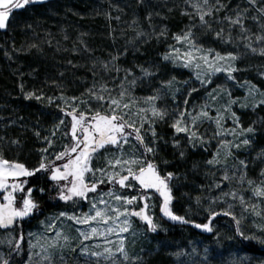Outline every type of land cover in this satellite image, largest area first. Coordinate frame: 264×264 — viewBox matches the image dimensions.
I'll return each instance as SVG.
<instances>
[{"label": "snow or ice", "instance_id": "obj_1", "mask_svg": "<svg viewBox=\"0 0 264 264\" xmlns=\"http://www.w3.org/2000/svg\"><path fill=\"white\" fill-rule=\"evenodd\" d=\"M47 3L48 0H0V31H11L12 22L18 14L29 12L36 6L44 7ZM147 3L148 0H137L138 5L146 7ZM183 3L185 7L181 15L189 17L190 23L180 33L172 35L175 43L169 44L161 54V62L171 64L174 68L190 70L192 80L179 81L176 76L161 78L158 71L141 65L136 66L141 73L137 76L132 69L121 68L117 64L120 56L126 54L117 52L116 55H110L107 61L99 62V71L108 75L113 87H109L108 80L103 76L97 79L99 72L97 64L93 63L89 68L92 85L80 97H66L63 92L56 97H46L42 91L40 94L34 91L25 94V99L55 104L61 118L48 130V135L42 137L45 146L39 150L41 157L37 166L29 168L18 160L6 158L0 151V230L4 233L0 244L9 250L7 256L0 254V264H12L15 256L25 252V244L28 264H65V250L75 253L77 249L83 264H144L142 257L129 255L126 234H136L132 228L133 218L139 220L149 233L163 230L154 222L151 211L155 206L151 203L153 197L159 200L162 219L191 225L219 239L213 222L216 217H231L235 224V238L241 244L264 245V224L257 226V231L261 233L259 236L245 235L240 228L245 213L264 220V208L261 207L264 204V170L259 173L257 180L248 177V162L239 159L237 153L251 146L250 137L255 136L256 128L252 125L244 127L236 111H233V106L252 110L264 106V90L247 80L241 83L233 75L240 71L235 66L238 54H221L214 48H206L199 42L197 35L198 32L212 33L214 40L225 45L235 40L243 43L251 53L264 56V24H260V20H264V0H246L248 7L241 8L238 5L232 9V15L226 14L219 19L218 14L226 8L222 0H183ZM249 11H255L257 15L249 17ZM249 18L259 24V34L246 27L245 21ZM115 19L119 20L120 17ZM145 21L151 32L141 29L138 18L129 25L137 38L143 37L144 42L149 37L158 41L168 39L166 27L156 31L151 12L145 16ZM213 24L219 25L218 29H214ZM26 27L31 29L32 25ZM233 29H238L236 37L232 35ZM65 39L68 37L65 36ZM45 43L51 46V40ZM79 44L81 47L72 51H91L83 39L79 40ZM29 48L40 50L37 44H31ZM68 64L74 68L80 67L71 60ZM218 74L224 75L225 84H217L209 89ZM60 75L63 76V73ZM153 78L157 82L150 94L143 97L134 94L138 84L150 82ZM193 81L199 86H193ZM229 82L232 88L226 86ZM235 88L246 89V94L234 97ZM201 90L205 102L189 107L193 94ZM221 97H226L225 103L213 107ZM169 99L172 101L171 109L166 103H161ZM213 112L215 115H212ZM229 118L231 127L226 126ZM164 123L173 130L175 149H181L178 139L181 134L190 147H199L203 151H208L215 141V151L205 164L215 170L211 173L213 177L215 172H221L222 175L219 181L214 178L209 186L210 189L218 190V195L208 197L204 223H195L172 211L175 197L171 182L176 178L175 174L167 172L162 175L155 163L159 151L157 126ZM205 123L213 127L211 135H208L207 129L200 131ZM259 123L264 127V118ZM62 128L66 129L62 136L69 143L62 145L59 151L49 152ZM34 135L41 138L39 131L34 132ZM3 139L0 137V142ZM11 143L18 145L19 141L13 140ZM184 155V151L180 150V158ZM100 158H103V164L94 167L93 161ZM257 158H264V151ZM164 163L167 164V161ZM37 174L46 176L50 182V191L55 193L50 199L84 206L87 211L81 207L79 211H62L56 217H48L47 223L41 222L44 232L28 233L26 240L24 222L43 212L33 194L39 192L43 196L45 189L29 184V179L37 177ZM225 185L228 186L227 190ZM244 191L251 193L248 200L245 199ZM128 192L135 194L128 195ZM237 203L241 208L240 218L233 211ZM196 204H201L200 197L196 198ZM215 204H224L225 207L215 210L212 207ZM57 220H67L73 225L86 227L76 228L77 238L73 242V238L65 234L63 228L56 227ZM112 237L117 239L113 240ZM215 252V248L205 247L203 256L196 264H211ZM171 255L179 261L181 257L200 254L193 248L191 253L181 249ZM233 264H248V258H240Z\"/></svg>", "mask_w": 264, "mask_h": 264}, {"label": "trees", "instance_id": "obj_2", "mask_svg": "<svg viewBox=\"0 0 264 264\" xmlns=\"http://www.w3.org/2000/svg\"><path fill=\"white\" fill-rule=\"evenodd\" d=\"M184 7L183 0H148L146 7L138 5L137 0H49L44 7L36 6L29 12L18 14L12 22L11 31H0V137L4 138L0 142V151L4 156L24 163V154H29L33 149L29 131L47 116L60 114L54 105H48L46 101L25 99L28 92L40 94L42 91L47 97L55 96L67 88L77 89L84 85V89L92 82L89 68L93 63L97 64V79L103 76L108 80V75L99 71V62L107 61L110 55H116L117 52H126L120 56L117 64L121 68H130L133 72L138 69L137 65L158 71L161 78H169L178 72L171 65L161 62V54L172 43V35L180 33L190 23L189 17L181 15ZM149 12L153 14V25L157 32L167 28V40L158 41L149 37L144 42V38H137L136 32L129 27L131 21L138 18L141 29L151 32L152 29L145 21ZM155 13L160 15L156 16ZM117 16L120 17L119 20L115 19ZM28 24L32 25L31 29L26 27ZM80 39L86 42L90 52L72 51L81 47ZM46 40H51V46L45 43ZM31 44L39 45L40 50L30 49ZM69 60L80 67H72L68 64ZM262 107L245 112L243 119L264 118ZM14 138L20 142L16 151L9 143H5ZM168 148L170 147H164L162 151L164 159L172 162L168 172L180 175V180L183 179L179 183V189L173 188L175 199L172 201V211L195 223H204L207 213L194 217L192 212L198 211V208H206L204 204L197 205L196 198L200 197L202 201L210 196L209 191L212 189L209 186L213 177L205 174V164L200 155L186 153L180 158L179 153ZM250 149L255 168L260 172L261 167H264V158H257L264 151V127L261 124L256 126ZM35 159L29 165L30 168L37 166L38 161ZM37 177L30 178L29 184L45 189L43 196L39 192L33 194L43 209L42 214L63 208L62 202L50 199L55 193L50 191L51 184L47 177L41 174H37ZM42 214L37 216L41 217ZM158 218L166 229L152 234L155 243L164 242L167 245L144 256V264H196L198 258L192 263L189 258L182 257L177 261L171 254L181 249L189 253L197 246V241H211L207 245L223 252H238L240 256L248 258V264H264V245L241 244L235 238V224L231 217H216L213 222L219 239L191 225L162 219L160 211ZM240 228L242 230L241 224ZM199 249L202 251L203 247ZM23 259L24 256L12 264H22Z\"/></svg>", "mask_w": 264, "mask_h": 264}, {"label": "rangeland", "instance_id": "obj_3", "mask_svg": "<svg viewBox=\"0 0 264 264\" xmlns=\"http://www.w3.org/2000/svg\"><path fill=\"white\" fill-rule=\"evenodd\" d=\"M222 2L226 5V8L224 11H222L218 14V19L222 18L226 14L232 15L233 14L232 9H235L238 5L241 8L248 7L246 0H222ZM256 15H257V13L255 11H249V13H248L249 17L256 16ZM245 24H246V27H248L253 33L259 34L261 32L259 24L256 23L255 21H253L251 18L247 19L245 21ZM260 24H264V20H260ZM212 27L214 29H218L219 25L213 24ZM225 27H227V26L225 25ZM197 35H198L199 42L202 43L206 48H214L216 51H219L221 54H224L226 52H233L235 54H238L239 58L235 62V66L238 69H240V71L233 73V75L241 83H243V81L247 80V81H250L252 84H255L256 86H258L261 90H264V56H260L258 54L251 53L249 50H247L243 46V43H237L235 40L233 41L232 44L225 45L219 41L214 40L212 33L198 32ZM232 35H233V37H236L238 35V29H233ZM174 43H175V41H172L171 44H174ZM169 65H171V64H169ZM172 68L178 70V72L173 73V76H176L177 80H179V81L192 80L193 74L190 70L184 69V68H174L173 66H172ZM134 73L137 76L141 75L139 68ZM129 79H131V77H129ZM165 79H167V78H165ZM156 82H157L156 79L153 78L150 82L145 81L142 84H138V87L135 89L134 94L138 97H143V96L150 94L152 91V87L156 84ZM108 83H109V87H113V83L110 79H108ZM117 83H118V81H117ZM217 84H225V78H224L223 74H218L217 77L213 78V84L209 85V89L215 87ZM91 85H92V82H90L86 86V88H84V89H83L84 85H82L81 88H77V89L67 88V89H65L66 91H63V90L59 91L53 97L59 96L61 94V92H63V94L66 97H70V96L80 97L82 95V93H84L85 90L87 88H89ZM193 86L198 87L199 85H198V83L193 81ZM226 86L228 88H232L231 82L227 83ZM183 90H186V89H183ZM245 94H246V89H244V88L233 89V96L234 97H236V96L243 97ZM178 99H180V97H178ZM225 101H226V97H221L213 105V107H219L220 105L225 103ZM204 102H205L204 93H203V90H201L200 93H194L193 94L192 98L189 101V107H191L193 104H203ZM57 103H59V101H57ZM161 103L162 104L166 103L170 109L172 107V101L170 99L167 101H163ZM53 105H54L53 107H55L57 109L56 105L55 104H53ZM262 108H264V106ZM233 111H236L237 115L240 117V123L243 124L244 127H248V126L252 125L256 128V126L260 124L259 121L261 119H259V118L252 119V120L243 119V114L247 111H252L251 108L240 109L237 106H233ZM212 115H215V112H213ZM250 115L253 116L254 114H250ZM59 118H61V113L59 115H55V116H47L45 118V120H42L41 122L37 123L36 127L29 131V133H31V137L33 139V143H32L33 149L29 152V154H24L25 156L23 157L24 158L23 162L27 167L30 168L29 165L32 163L33 159H35V158L39 162V159L41 157V152L39 150L45 146V144L43 143L42 137L45 135H48V130L51 129L58 122ZM65 124H67V119L65 120ZM226 126L227 127L232 126L230 118L228 119ZM206 129H207L208 135H211L212 131H213V127H210L209 124L205 123L201 127L200 131L204 132ZM64 130H66V129L62 128V131L57 133V138L55 139V143L53 145V148L49 149V152L59 151V150H61L62 145L69 143V141L62 136V132ZM36 131H39L41 133V138H37L34 135V132H36ZM157 133H158V138H159V140H158L159 151H158L157 155L155 156V163L159 166V169H160L162 175L167 173L168 169L172 166V162L168 161V159H164V157H163L162 151H164V147L169 146L170 148H168V149L174 150L177 153H179L180 150H183L185 155H186V153H193V154L200 155L202 157V160L204 161V164H205V161L207 159H211L212 154L215 151V146H216L215 141H213V143L209 147L208 151H203L199 147L198 148L190 147L187 144L186 140L183 139L182 134L180 137H178V139L180 140L181 149H175L173 147V130L168 126L167 123L159 124L157 126ZM229 139H230V137H229ZM250 139H252V137H250ZM13 140L18 141L19 139L14 138V139H12V141ZM12 141H5V143L6 144L9 143L10 146L12 147V149L16 151V149L18 147H20V142L18 145H16V144H12L11 143ZM250 151H251L250 147L242 148L237 153V155H238L239 159H244L248 162V171H247L248 177L253 179V180H257L259 178V173L262 170H264V167L263 168L261 167L260 172L255 168L253 158H251L252 153L250 154ZM105 155H108V153H105ZM164 161H167V164H165ZM228 163L231 164L232 161L229 160ZM102 164H103V158H100L96 161H93L94 167L100 166ZM205 168H206L205 174L213 177L211 173L214 172L215 170L211 169L206 164H205ZM221 175H222L221 172H215V177H213V179L215 178L217 181H219V177ZM175 177L176 178L173 179L171 182L172 190H173V188L179 189L178 188V186H180L179 183H181L183 181V179L180 180V178H182V176L178 175ZM186 178L187 177H185V179ZM212 183H213V180H211V184ZM227 187L228 186L225 185L226 190H227ZM121 191H124V190H121ZM127 194L128 195H134L135 192H128ZM209 194L212 197H215L218 195V190L212 189L211 191H209ZM244 195H245V199L248 200L250 198L251 193L249 191H244ZM208 197L209 196L202 199V201H201V204L206 205V208L208 207ZM253 202H256V201H253ZM151 203L153 205H155L151 209V211L154 215V222H156L160 226V228L163 229L159 232H163L166 228H165V225L158 218V213L160 211L159 200H157L156 197H153ZM81 207H83L84 211H87V208L84 206L73 205L72 203H68V204H64L63 208L57 209V210L50 212V213L42 214L41 217L35 216L34 218L25 221V223L23 224V231L25 234V239L27 240L28 233H37V234L43 233L45 229H44V225L41 222L44 221L45 223H47L48 217H56L62 211L69 212V213L73 212L74 210L79 211ZM212 207L215 210H220V209L224 208L225 205L224 204H215ZM261 207L264 208V204H262ZM206 208H198V211L194 210L192 212L194 217H199L200 215H202L205 212L204 209H206ZM233 211L237 215V217L240 218L241 208H240L238 203L235 204ZM262 224H264V220H262L259 217L254 216L251 213H245L243 218L241 219L242 231L245 233V235H252V234H255L257 236L261 235V233H259L257 231V226L262 225ZM56 227L58 229L63 228L65 234L71 236L73 238V242H75V240L77 238L76 228L77 227H86V226H76V225H73V223L71 221L57 220L56 221ZM132 228H133V231L136 233L135 236H132L131 234H126V235H128V239L126 241V247H127V251L129 252L130 256H133V257L140 256V257L144 258V256H146L148 253H152V251H154L156 249L158 250L161 247H163V248L166 247L167 244L164 242L155 243L154 235L152 233L147 232L145 229V226L139 220H137L135 218H133V221H132ZM3 235H4L3 231L0 230V238H2ZM112 239L116 240L117 238L112 237ZM33 242H35V240H33ZM210 242L211 241H206V243H203L202 241H197V246H195L194 248H196L197 252L200 255L199 256L190 255V256H184L182 258H189L191 263L193 262V260L195 258L200 259L203 256V250L200 251V249H199L200 247H203V249L205 247H207L209 249L214 248L212 245L211 246L207 245V244H210ZM89 243H92V242L90 241ZM96 243H102V241H96ZM211 244H213V243H211ZM73 246H74V243H73ZM24 248H25V252L21 253L18 256H15V257H17V259L20 260V258H22L24 256V259L22 260V264H28V262H27V244L24 245ZM215 249H216V252L212 254L214 256V259L211 260V264H233L234 261H237L238 259L244 257L242 255L240 256L239 253L235 252V251L229 250L228 252H223L220 249H217V248H215ZM97 250H99V249H97ZM8 251L9 250L5 245L0 244V254L7 256ZM191 252H192V250L189 253H191ZM78 253H79V249H77V251L75 253L70 252L68 250H65V252H64V255L66 257L65 264H83V258L78 257ZM17 259L12 260V262H14V261L18 262ZM57 264H58V262H57Z\"/></svg>", "mask_w": 264, "mask_h": 264}]
</instances>
